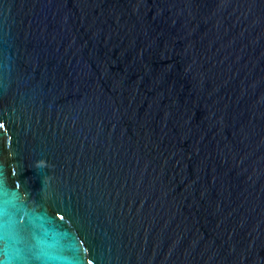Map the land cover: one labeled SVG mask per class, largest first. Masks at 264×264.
I'll list each match as a JSON object with an SVG mask.
<instances>
[{
  "label": "water",
  "instance_id": "water-1",
  "mask_svg": "<svg viewBox=\"0 0 264 264\" xmlns=\"http://www.w3.org/2000/svg\"><path fill=\"white\" fill-rule=\"evenodd\" d=\"M0 264H264V0H0Z\"/></svg>",
  "mask_w": 264,
  "mask_h": 264
}]
</instances>
